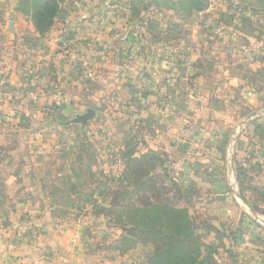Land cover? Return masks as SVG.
<instances>
[{"label":"rangeland","instance_id":"obj_1","mask_svg":"<svg viewBox=\"0 0 264 264\" xmlns=\"http://www.w3.org/2000/svg\"><path fill=\"white\" fill-rule=\"evenodd\" d=\"M110 2L126 22L98 43V64L110 68L96 85H70L62 109L53 102L59 90H47L38 110L56 131L46 132L55 149L67 153L55 151V167L93 196L76 219L57 224L65 236L52 264H149L153 247L120 227H143L151 204L186 209L191 248L202 245L212 264H264V0H203L192 12L172 0ZM147 96L153 109L144 116ZM89 108L97 117L86 131L65 125ZM44 149L33 140L29 154ZM1 229L12 257L27 238Z\"/></svg>","mask_w":264,"mask_h":264},{"label":"crops","instance_id":"obj_2","mask_svg":"<svg viewBox=\"0 0 264 264\" xmlns=\"http://www.w3.org/2000/svg\"><path fill=\"white\" fill-rule=\"evenodd\" d=\"M21 1L0 0V264H52L57 262L52 250L59 252L64 244L65 230L57 224L65 218L76 219L81 203L91 206L93 196L79 193L78 181L67 180L63 169L55 167L53 156L59 148L55 149L46 132L56 131L43 123L44 114L38 110H46L43 100L49 89L59 90L53 102L62 109L70 104V85H96L94 78L100 69L110 68V64H98V43L108 42L126 22L110 0H59L60 14L51 30L41 35L31 17L23 13ZM84 75L89 78L86 82ZM150 101L152 96L143 102L144 116L153 109ZM16 116L26 122L14 124ZM32 121L41 122V127L33 130ZM144 122L151 119L145 117ZM33 140L46 149L42 156H30ZM58 153L59 158L67 155ZM1 227L8 236L22 231L27 238L12 257L3 247L6 237Z\"/></svg>","mask_w":264,"mask_h":264},{"label":"trees","instance_id":"obj_3","mask_svg":"<svg viewBox=\"0 0 264 264\" xmlns=\"http://www.w3.org/2000/svg\"><path fill=\"white\" fill-rule=\"evenodd\" d=\"M180 4L184 5L186 10L190 12L202 11L205 8L203 0H172L171 5L177 7ZM21 7L23 13L31 17L35 28L41 35L51 30L55 19L61 12L59 0H24L21 1ZM146 10L147 7H143V11ZM84 131H86L85 128ZM132 157L133 155L130 164L134 167L138 164V159ZM142 190L145 191L146 189ZM244 198L247 200L246 196ZM253 209H255L254 206ZM241 222L242 217L239 224L243 223ZM139 223L143 227L138 228L137 226L136 235L126 234L153 247L152 253L148 256L149 264H212L210 255H202V245V247L197 246L195 249L191 248V240L196 232L192 229L189 213L186 209L151 204L150 209L144 211V216ZM163 223L167 224L169 229L164 230L157 227ZM120 228L125 229L126 227ZM219 233L220 231H217L216 235ZM212 247L208 246V249Z\"/></svg>","mask_w":264,"mask_h":264},{"label":"water","instance_id":"obj_4","mask_svg":"<svg viewBox=\"0 0 264 264\" xmlns=\"http://www.w3.org/2000/svg\"><path fill=\"white\" fill-rule=\"evenodd\" d=\"M97 117V112L95 109L89 108L82 114H76L75 117L65 123V125L69 124H80L82 127H87L90 121L94 120ZM130 235H136L137 231L134 228L124 229Z\"/></svg>","mask_w":264,"mask_h":264},{"label":"built area","instance_id":"obj_5","mask_svg":"<svg viewBox=\"0 0 264 264\" xmlns=\"http://www.w3.org/2000/svg\"><path fill=\"white\" fill-rule=\"evenodd\" d=\"M11 247H12V246H11ZM11 247H10V248H11Z\"/></svg>","mask_w":264,"mask_h":264}]
</instances>
